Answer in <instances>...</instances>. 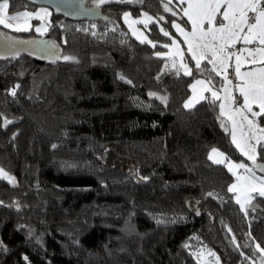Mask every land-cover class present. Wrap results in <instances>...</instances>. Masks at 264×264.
<instances>
[{
    "label": "trees",
    "instance_id": "trees-1",
    "mask_svg": "<svg viewBox=\"0 0 264 264\" xmlns=\"http://www.w3.org/2000/svg\"><path fill=\"white\" fill-rule=\"evenodd\" d=\"M36 7L16 0L9 12ZM100 8L108 19L52 12L44 35L0 26V112L14 121L0 127V168L16 181L0 179V264H217L209 252L219 264H241L233 234L259 264L243 245L251 231L264 247V198L245 216L227 191L235 175L208 156L217 147L246 159L225 131L230 121L219 101L185 108L194 75L177 76L155 56L175 33L173 14L161 0ZM143 9L164 14L147 30L155 48L123 20ZM38 36L57 52L38 43V56L2 38Z\"/></svg>",
    "mask_w": 264,
    "mask_h": 264
},
{
    "label": "snow or ice",
    "instance_id": "snow-or-ice-1",
    "mask_svg": "<svg viewBox=\"0 0 264 264\" xmlns=\"http://www.w3.org/2000/svg\"><path fill=\"white\" fill-rule=\"evenodd\" d=\"M10 2L15 3L16 0H0V26L15 32L30 31L31 25L28 20L33 16L37 19H44L49 15L46 9H40L36 13L24 11L10 14ZM111 2L113 0H93L97 8ZM120 2L131 3L132 0H120ZM136 2L143 3L144 0H136ZM175 2L180 6L183 17H186L187 22L190 23V31L175 21H172V27L183 37V43L187 45L190 59L195 61V68L200 72L210 73L208 80L197 79L190 85L193 96L184 103V107L191 108L201 100H210L213 104L220 101V113L227 117L231 124L230 128H225V131L231 133L232 143L243 156L252 162V166L250 167L243 161L236 163L216 148H212L209 159L215 164L224 165L236 176V182L229 185L227 191L234 194L240 211L247 216L251 202L257 197L264 198V175H256V169L264 173V162L258 163V158L264 160V127L257 119L264 117V0H175ZM161 3L165 12H170L173 16L178 14L170 7L173 0H161ZM130 15L128 12L123 13V19L132 29V35L136 36L141 43H147L155 48L156 44L147 36H143V33L138 34L139 30L133 25L142 23L147 27L149 22L159 23L164 17H157L153 20L152 16L144 13L146 19L129 20ZM35 31L42 32L43 29L37 27ZM160 31L165 37L170 36V33L163 28H160ZM92 35L96 33L93 32ZM7 39L13 42L12 46L15 43H35V41H16L15 37H7ZM40 43L49 44L52 49L58 50L59 47L55 42L42 41ZM239 44L243 47L238 48ZM163 47L170 51H157L155 56L170 62V66L168 62L164 63V69L168 71L175 69L177 76L182 71L186 76L193 75L192 69L184 62V51L180 41L172 38L171 43L164 44ZM55 59H61V57L56 55ZM62 59L76 60L75 57L68 55L63 56ZM202 64L205 65L204 68L201 67ZM209 65L210 68L207 67ZM229 69H232L233 78L229 77ZM213 73L221 78L219 90L212 83L211 74ZM121 79L124 77L121 76ZM127 82L131 83L130 80ZM197 85L200 86L199 95H197ZM19 87V84L14 85L7 90L8 94L15 97ZM205 92L210 93V97L205 96ZM235 92L239 93L241 98L239 101L234 95ZM150 95H155V93H150ZM159 98L166 102V97ZM237 103L239 106L234 107ZM254 106L258 110H254ZM13 122L0 112V127L6 128ZM55 147L56 145H53V148ZM237 169H243L244 175L237 174ZM0 179H6L13 185L16 183L15 178L9 176L2 168H0ZM207 195L213 196V193L209 192ZM0 204H3V201H0ZM252 211H255V208ZM249 228H251V222H249ZM228 232H232L230 227ZM245 235L252 243H245L243 248L258 252L259 264H264V247L255 240L251 231ZM232 242L243 258L241 264H244V261L248 264H257L252 256L241 250L242 246L236 241L234 234ZM209 255L214 257L219 264L220 258L216 253L209 252Z\"/></svg>",
    "mask_w": 264,
    "mask_h": 264
},
{
    "label": "rangeland",
    "instance_id": "rangeland-1",
    "mask_svg": "<svg viewBox=\"0 0 264 264\" xmlns=\"http://www.w3.org/2000/svg\"><path fill=\"white\" fill-rule=\"evenodd\" d=\"M132 2H136V0H132ZM38 7H45V8H48V7H46V6H38ZM38 7H36V8H38ZM170 7H172L173 10H174L176 13H179V14L181 15V16H180V15H179V16H173V15H171V16H170V20H171V21H175L176 23H180V24H181V27H184L186 30H189V31H190V23L187 22V18H186V17H183V13H182V11H181V8H180V6H178V5L176 4L175 0H173V3L170 5ZM49 9H50V8H49ZM50 10H51V9H50ZM222 10H223V9H222ZM222 10H221V11H222ZM51 11H52V10H51ZM126 12L130 13L129 11H126ZM124 13H125V12H124ZM144 13H148V15L152 16V17H153V20H155L157 17H164V14H163V13H150V12L145 11V10L143 9L142 12H141V14H139V15H135V16H134V15H132V14L130 13L131 15H130V17H129V20H143V19H146V17H144V15H143ZM181 17H183V18H181ZM123 20H124V19H123ZM161 21H162V20H161ZM124 22H125V21H124ZM149 23H150V22H149ZM149 23H148L147 27H145V25L142 24V23H141V24H135V25H133V27L139 30V31H138V34L143 33V36H147V38L149 39V34H148V32H147L148 27H149ZM125 24H126V26L128 27V24H127L126 22H125ZM49 26H50V25H49ZM48 28H49V27H48ZM172 28H173V30H174L175 33H172V34H171V40H170L167 44L171 43L172 38H175L176 40H178V41L181 42V48H182V50L184 51V62L187 63L188 66L192 69V72H193V75H194L193 80L191 81L190 85L193 84V83H195V81H196L197 79L208 80V79L210 78V73H209L208 71L200 72V71H198V70L195 68V66H194V65H195V61H193V60L190 59V54L187 52V45L183 43V37L179 34V32L176 31V29H175L174 27H172ZM128 29H129V31L132 33V29H130L129 27H128ZM45 33H46V32H45ZM39 35H40V34H39ZM135 37H136V36H135ZM237 47H238V48H239V47H243V45H242V44H239V45H237ZM165 51H170V49H165V50L162 51V52H165ZM168 62H169V61H168ZM233 62H234V61H233ZM169 64H170V62H169ZM201 67L204 68L205 65L202 64ZM207 67L210 68L211 66L209 65V66H207ZM242 70H245V69H242ZM229 77H230V78H233V72H232V69H229ZM211 78H212V83H213L214 85H216V86H217V90H219V82H220L221 78L215 76L214 73L211 74ZM235 82H236V81L234 80V83H235ZM199 92H200V86L197 85V95H199ZM204 95L210 97V93L205 92ZM221 95H223L222 92H221ZM234 95L237 96L238 101L241 99V98L239 97V93H238V92H235ZM192 96H193V90H192V88L190 87V92H189L188 96L184 99L183 104H184V103H185L190 97H192ZM219 103H220V101H219ZM195 104H196V103H195ZM238 106H239V103H237L236 105H234V107H238ZM254 110H258V109L256 108V106H254ZM250 118H251V117H250ZM229 123H230V122H229ZM230 127H231V124H230ZM238 135H239V134H238ZM212 148H216V149L219 150V152L224 153L222 150H220V149L217 148V147H212ZM212 148L209 150V152H208V156L210 155ZM224 154H225V153H224ZM244 157H245V156H244ZM245 158H246V159H239V160H233V159H231V160L234 161V162H236V163H240L241 161H243L244 163L248 164V165L251 167V166H252V162L249 161V160L247 159V157H245ZM237 174H239V175H244V171H243V169H237ZM256 175H257V176H261V175H263V174H260V173H258V172L256 171ZM235 182H236V176H235L234 181H233L231 184H233V183H235ZM231 184H230V185H231Z\"/></svg>",
    "mask_w": 264,
    "mask_h": 264
},
{
    "label": "water",
    "instance_id": "water-1",
    "mask_svg": "<svg viewBox=\"0 0 264 264\" xmlns=\"http://www.w3.org/2000/svg\"><path fill=\"white\" fill-rule=\"evenodd\" d=\"M31 3H34L38 6H46L52 10L54 14L62 15L64 17L70 18V19H107L109 18L108 15H106L101 8H97L96 5H87V0H27ZM16 41H35V43H23V46H21L22 49L33 52H38V56H41L43 53L42 47H38L37 44L43 41V37L38 36L31 40H22L16 38ZM40 48V50H39ZM51 47H48L45 49L48 51ZM51 53H56L54 49L51 48ZM264 162V161H258ZM256 171L260 174H263L260 172L259 169H256Z\"/></svg>",
    "mask_w": 264,
    "mask_h": 264
},
{
    "label": "crops",
    "instance_id": "crops-1",
    "mask_svg": "<svg viewBox=\"0 0 264 264\" xmlns=\"http://www.w3.org/2000/svg\"><path fill=\"white\" fill-rule=\"evenodd\" d=\"M40 9H46L49 13V15L44 18V19H37L35 16H33L31 19L28 20V23L31 25V27L33 26L34 27V30L37 28V27H41L43 29L42 32H36L40 35H44L45 32H47L48 30V27L50 25V21H51V15H52V11L49 9V8H45V7H38V8H35V9H31V10H20V11H16V12H24V11H28V12H32V13H36V12H39ZM16 12H12L10 14H13V13H16ZM36 20V23L33 24V20ZM225 157L226 154H225Z\"/></svg>",
    "mask_w": 264,
    "mask_h": 264
},
{
    "label": "flooded vegetation",
    "instance_id": "flooded-vegetation-1",
    "mask_svg": "<svg viewBox=\"0 0 264 264\" xmlns=\"http://www.w3.org/2000/svg\"><path fill=\"white\" fill-rule=\"evenodd\" d=\"M1 36H3V35L1 34L0 37H1ZM2 38H6V39H7V37H2Z\"/></svg>",
    "mask_w": 264,
    "mask_h": 264
}]
</instances>
